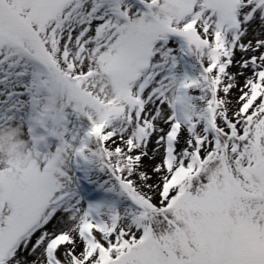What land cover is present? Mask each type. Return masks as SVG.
I'll return each instance as SVG.
<instances>
[{
  "label": "snow or ice",
  "instance_id": "1",
  "mask_svg": "<svg viewBox=\"0 0 264 264\" xmlns=\"http://www.w3.org/2000/svg\"><path fill=\"white\" fill-rule=\"evenodd\" d=\"M0 264H264V0H0Z\"/></svg>",
  "mask_w": 264,
  "mask_h": 264
}]
</instances>
